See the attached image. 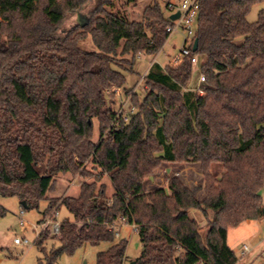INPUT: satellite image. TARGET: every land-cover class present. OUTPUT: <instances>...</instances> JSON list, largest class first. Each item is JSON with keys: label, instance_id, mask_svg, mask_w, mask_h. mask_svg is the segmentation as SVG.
Returning <instances> with one entry per match:
<instances>
[{"label": "trees", "instance_id": "trees-1", "mask_svg": "<svg viewBox=\"0 0 264 264\" xmlns=\"http://www.w3.org/2000/svg\"><path fill=\"white\" fill-rule=\"evenodd\" d=\"M87 1L0 0V195L16 197L23 210L44 200L38 224L61 206L72 215L58 233L46 227L36 235L37 264L103 241L111 245L96 264H122L127 241L110 228L121 217L140 238L135 264H237L228 229L264 218V11L246 18L264 0H200L187 46L202 58L201 94L190 84L189 57L151 61L143 90L124 88L135 58L154 57L169 37L158 0L139 19L127 10L138 0H94L82 21L60 31L66 12ZM87 38L95 50L80 46ZM121 88L135 109L126 122L114 109ZM174 162L199 165L202 199L176 176L145 189L160 164ZM61 174L91 180L77 196L49 195ZM191 209L207 219L205 233Z\"/></svg>", "mask_w": 264, "mask_h": 264}, {"label": "rangeland", "instance_id": "rangeland-1", "mask_svg": "<svg viewBox=\"0 0 264 264\" xmlns=\"http://www.w3.org/2000/svg\"><path fill=\"white\" fill-rule=\"evenodd\" d=\"M118 1V0H117ZM164 14L167 15L165 9V3L169 0H158ZM177 2L178 0H170ZM119 2V1H118ZM151 0H138L136 6H130L128 14L130 18L139 19L143 7L150 3ZM94 0H88L82 7L68 11L65 14L63 21L60 24V31L64 32L70 29L76 24V21H81L86 17L93 6ZM264 11V1L254 4L247 15V20L253 22L257 19L259 11ZM185 32L178 29L172 32L165 41L162 49L153 57L148 54H140L135 58L134 72L126 74V82L124 88L142 91L144 88V82L141 78L143 72L148 68L151 61H156L161 65L174 63V56L179 53L181 46L183 45V39ZM80 46L86 50H95L91 40L87 38ZM198 61H201L198 55H196ZM178 62V61H177ZM199 76V69L196 64H193L191 73L190 84L196 86ZM202 84V83H201ZM124 88H121L117 93V101L114 105V109L117 110L119 105H124V111H127L134 107L130 105V94H125ZM93 139H98V125L96 119L93 120ZM89 166V163L87 165ZM211 171L214 173L221 172L219 165H212ZM97 172H95L96 174ZM171 176L180 178L188 187H190L198 199L204 197V181L203 175L200 171V167L197 163H162L154 171V175L146 180L144 187L146 190L153 189L155 187H166L167 179ZM83 180H91L89 177L76 176L71 178L67 174H61L55 184L53 191L49 192V195L55 197L77 196L79 193V184ZM99 182L105 184L106 193L110 195L113 191V187L107 178V176L100 177ZM262 205H264V189L261 190ZM0 205L6 210L4 216L0 217V264H37L38 258L41 256L38 248L34 244L36 238L37 228L34 227L38 223V220L42 217V210L46 206V202L43 200L39 204L38 209L23 210L20 202L16 197L1 196ZM190 216L195 218L202 227V233H205L206 221L200 211L191 209ZM211 217V214L209 215ZM20 218L23 219L22 223ZM63 218L69 220L72 219V215L61 206L55 214L53 221L60 222ZM257 221V220H254ZM259 223L253 222L250 225H244L243 223L236 228H229L227 236L228 245L234 250L238 262L237 264H264V218L259 220ZM119 232V237H115V240L123 238L127 241L126 245V257L127 262L133 261L141 251L140 238L135 229L129 225H123L116 228ZM259 236L255 241L254 238ZM17 237L19 239H26V244H15L13 239ZM111 242L103 241L98 244L85 243L82 246L75 249L71 254H62L55 264H96V254L99 251H104L109 248ZM243 245H247L248 250L242 252Z\"/></svg>", "mask_w": 264, "mask_h": 264}, {"label": "built area", "instance_id": "built-area-1", "mask_svg": "<svg viewBox=\"0 0 264 264\" xmlns=\"http://www.w3.org/2000/svg\"><path fill=\"white\" fill-rule=\"evenodd\" d=\"M199 4L200 0H178L177 2L174 1H167L165 3V9L167 12L166 17L169 19V15L173 14L175 12H179V16L174 19L170 20L171 24H169L166 27V31L169 33V35L178 30L181 29L185 32V36L183 39V45L181 46L179 53L174 56V61L177 62L183 57H189L190 62L192 64H196L198 66V59L196 55L190 54V49L188 48V44L191 41L192 37L194 36L195 28H196V20H197V14L199 10ZM144 75V74H143ZM141 76V78L143 77ZM204 81V75L199 72V76L197 79V85L194 87L195 90L198 91L199 94L202 93L201 89V83ZM133 108L124 111V105H119L116 110V117L121 116L123 121H128L129 113H132ZM56 214V213H55ZM54 220V218H53ZM51 218H47L42 223L37 224V232L36 235L44 228L49 227L51 233L56 234L59 231V222L53 221ZM23 219L20 218V222L22 223ZM123 225H129L133 229L136 230V225L134 223L129 224L124 217H121L118 219L117 222H114L110 228L114 233V236L119 237V232L116 230L117 227L123 226ZM13 242L15 244H26V239H19L15 237L13 239ZM248 250L247 245H243L242 252H246ZM122 264H130V262H123ZM196 264H204L203 262H197Z\"/></svg>", "mask_w": 264, "mask_h": 264}, {"label": "water", "instance_id": "water-1", "mask_svg": "<svg viewBox=\"0 0 264 264\" xmlns=\"http://www.w3.org/2000/svg\"><path fill=\"white\" fill-rule=\"evenodd\" d=\"M179 16V12H175L173 14L169 15V19L170 20H174ZM197 49V38H194L193 40V44H192V50L195 51ZM22 204H24V202H22ZM262 216H264V208H262ZM130 264H135L134 261H132Z\"/></svg>", "mask_w": 264, "mask_h": 264}, {"label": "crops", "instance_id": "crops-1", "mask_svg": "<svg viewBox=\"0 0 264 264\" xmlns=\"http://www.w3.org/2000/svg\"><path fill=\"white\" fill-rule=\"evenodd\" d=\"M151 63V62H150ZM150 65V64H149ZM149 67V66H148ZM147 70V69H146ZM145 70V71H146ZM145 71L143 72V74L145 73ZM253 222H256V223H259L260 221L259 220H257V221H254V220H246L243 224L244 225H250V224H252ZM260 224V223H259ZM228 233H229V229H228V231H227V236H228ZM259 236H256V238H254V241L258 238ZM132 261H130V263H131Z\"/></svg>", "mask_w": 264, "mask_h": 264}]
</instances>
